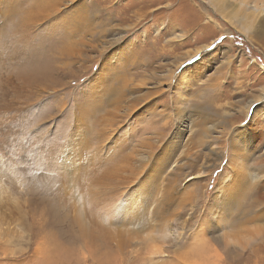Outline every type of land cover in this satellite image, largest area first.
Here are the masks:
<instances>
[{"label": "rangeland", "instance_id": "rangeland-1", "mask_svg": "<svg viewBox=\"0 0 264 264\" xmlns=\"http://www.w3.org/2000/svg\"><path fill=\"white\" fill-rule=\"evenodd\" d=\"M90 2L102 8H89L87 16L79 21H62L66 19L63 17L65 7L61 12L59 8L52 12V8L36 4L34 0H0V52L3 53L0 58V264H53L46 257L49 244H52L47 236L54 235L69 249V255L59 257L56 264H194L191 251L198 236L194 237L192 233L203 226L209 231L204 235L210 251L216 253V264H264V225L261 224L264 214L260 213L264 204L256 201L254 184L247 187L238 182L229 194L231 199L227 208L232 209L224 211L218 194L221 184L228 181H223L224 176L234 178L233 167L239 163L238 156L230 145L232 133L223 137L216 131L213 134L223 137L222 141L201 144L209 141L206 135L203 142L198 141L205 128L203 122L199 123L200 130L195 126L192 136L191 133L185 136L197 146H191V142L184 146L191 154L193 152L190 161L179 167L176 158L181 149L180 153L174 149L178 154L173 161L161 164V168L156 169L162 170L158 175L155 172L159 176L158 179L155 176V182L167 189L170 181L173 184L177 181L175 188L189 195L184 194L187 199H179L174 204V197L169 196L172 205L167 211L178 209L173 210L178 217L169 223L165 232L160 231L167 235L171 228V232L176 231L181 237L185 235L184 243L182 240L173 245L162 239L164 251L158 253L149 248L147 242L129 240L128 228L134 218H125L118 223L123 230L119 232L117 223L110 222L106 212L99 217L86 212L87 224L93 227L92 231L96 230L91 232L93 239L80 227L70 193L62 184L65 179L61 177L60 185L56 182L62 165L78 183L82 182L85 169L90 172L94 168L93 158L100 163L96 172H104V169L109 172L108 165L119 164L122 156L129 155L126 145L140 143L137 148H141L144 145L141 141L153 136L156 127L164 123L158 122L156 113L159 115L170 105L174 108L179 95L188 100V103L184 101L186 105L182 112L189 124L199 117L191 116L192 103L205 104L203 107L210 111V119L226 121L225 125L219 124L217 130L223 127L231 130L229 121H236L237 110L243 109L264 85V41L251 39L248 37L250 30L231 25L210 0ZM49 10L51 13H47ZM75 13L83 14L81 11ZM225 14L229 16L228 12ZM90 31L93 36L88 34ZM196 50L200 54L191 57ZM230 56L239 67L230 63ZM241 59L244 60L242 65ZM124 79L142 89L135 95L126 91L124 101L110 106L109 98L114 100L113 93L128 82L123 83ZM223 83L227 85L226 96H215L216 91L212 92L209 87ZM96 88H101V93H97ZM197 92H200L199 97ZM164 93L168 95L163 97L167 101L158 103L156 99ZM133 101L137 102L136 107L125 113ZM263 105L264 101L255 110ZM116 106L117 109L111 110ZM229 110H235L231 112L233 118L230 120ZM108 117L118 121L111 127L112 136L106 133ZM242 118L235 125H240L244 121ZM175 129L174 124L168 126L165 145L161 149L173 140ZM212 144L223 150L212 153L207 149ZM160 147L156 149L158 154ZM261 153L260 158L258 154ZM245 162H248V169L256 170L264 165V144ZM169 163L171 166L167 167ZM177 163L182 170H174ZM199 168L202 169L201 177L190 179ZM244 172L249 174V170ZM105 177L101 178L100 184L89 188L102 198H118L116 182ZM82 186L87 190L86 183ZM127 193L125 199L135 198L129 194V189ZM249 205L253 207L251 212ZM85 206L83 208L87 209L89 203ZM248 212L253 216L260 213V221L256 223L253 219L246 224L240 218H244L241 217L243 214L249 215ZM151 215L153 221L163 220L156 215L154 207ZM32 216L36 220L42 219L41 226L40 222L32 224ZM89 218L96 220L98 225ZM233 220H238L235 227L229 224ZM56 223L63 227L61 233L57 232ZM224 238L229 239L225 241ZM156 241L154 249L161 244L160 239ZM212 256L206 259L212 261Z\"/></svg>", "mask_w": 264, "mask_h": 264}, {"label": "bare ground", "instance_id": "bare-ground-1", "mask_svg": "<svg viewBox=\"0 0 264 264\" xmlns=\"http://www.w3.org/2000/svg\"><path fill=\"white\" fill-rule=\"evenodd\" d=\"M34 1H35L36 4L43 5L44 7L46 6V8H52V12H53V9L56 10V9L59 8L58 10L60 11V10L63 9V7H65V11L63 13V17H66V19L64 18V20H62V21H79L80 19H84L87 16V14L89 13L88 12L89 8H95L94 10H100V8H102V7H100L101 5L99 6V4H97V6H95L94 4L91 5L90 0H34ZM140 1H142V0H140ZM210 1H211L212 5L216 8L217 11H220L221 13H224L225 18L229 20V23L231 25L237 26L238 28H243V30H250V35L248 37H250L251 39L252 38H256V39H258L260 41H264V0H210ZM92 2L96 3V0H92ZM133 3H132V5H133ZM122 5L125 6L126 4H122ZM78 7L81 8V10H79ZM103 8H105V7L103 6ZM75 9H78V10H75ZM50 10L47 13H51ZM79 11H81L83 14L77 15V13H75V12H79ZM44 12H43V14L46 16V14ZM225 12H228L229 16L226 15ZM28 13L31 14V12H28ZM57 13H53V14L57 15ZM74 14H76V15H74ZM29 16H31V15H29ZM63 17L61 19H63ZM113 17H114V15H113ZM21 20H22V18H21ZM43 20H46V19H42V21ZM47 20H48V18H47ZM25 21H27V18L25 19ZM32 21H34V19ZM52 21H54V20H52ZM205 24H207V23H205ZM87 30L89 31V29H87ZM82 34L83 33H81V35ZM88 34L92 35L93 32L90 31ZM88 34H86V35H88ZM85 38H86V36H85ZM81 39H82V37H81ZM83 41H82V43H83ZM112 41H114V40H112ZM110 44H112V43H110ZM31 46H32V44H31ZM73 50H75V48ZM53 53H55V52H53ZM36 54H38V53H36ZM199 54H200V51L196 50L194 53H191L190 56L191 57H195L196 55H199ZM29 57H30V55H29ZM229 59H228V61H229ZM56 60H58V59H56ZM233 61L234 60L231 57L230 63H232V65H234L235 67H239V66H237L238 64H236L238 62L236 61L234 63ZM243 61L244 60H242V59L239 61L241 63L240 65H242ZM34 69H35V67H34ZM107 69H106V71H107ZM242 74L243 73H240V75H242ZM107 75H109V74H107ZM112 76L114 77V75H112ZM123 76H125V75H123ZM119 78H122V77L120 76ZM124 78L127 79V76L124 77ZM220 79L222 80V78H220ZM226 80H227V78H226ZM92 81H94V80H92ZM122 81H124L123 83H125L128 80L124 79ZM129 81L127 83H125L119 90H117L116 92L113 93L112 97L114 98V100L109 98L111 100L110 106L116 105L117 103H121L122 101H124V97L127 96L126 94H128V93H126V91H128L129 93L135 95L138 91H140L142 89L140 85H136L134 83H130ZM113 82H115V81L113 80ZM180 83H182V82H180ZM226 87H227V85L223 83L221 86H215L214 85L213 87H209V88H211L212 92L216 91L215 92V96H217V94L220 95V96H226V90H225ZM238 87H240V86H238ZM137 88H139V90H136ZM154 88H157V87H154ZM186 88H188V87H186ZM100 90H101V88L100 89L96 88V92L97 93H101ZM148 90H151V89H148ZM238 90H239V88H238ZM106 92H108V90H106ZM154 92L155 91H153V93ZM199 93H198V97H199ZM158 94H159V92H158ZM179 94H181V93H179ZM145 96L146 95H144V97ZM164 96H168V95L166 93H164L159 98L157 97L158 99H156V100L158 101V103H160L162 101L163 102L167 101V99L165 100V98H163ZM215 96H214V98H215ZM184 97L185 96H183V95L182 96L179 95V97H178L179 101H178V103L176 105H173L174 108L170 105V107H166L163 110V112H160V114L158 113L159 115H157V113H156L155 118L158 119V122L164 121V123H162V124L160 123V126L156 127V129H155V131L153 133V136L150 137V139H145L144 138L141 141L144 144L143 146H141V148H137V146L140 144V143H137V142H136L137 144L126 145V151L128 152L129 155L122 156L121 163H119V164H110V165H108L109 172L107 170H105V169H104V172H96V169L98 170L97 166L100 163L97 162L95 158H93L92 166L95 169L93 168L92 170L95 171L94 174L92 173V170L90 172H88L87 169H85V172L83 173L84 176L82 178V182L78 183V182H76V180H77L76 177H74V175L72 173L68 172L64 165H62L60 167V169L61 170L63 169L64 172H63V170L59 171V174L56 175V179H57L56 182H58L57 184H59V181H63V180H60L61 177L63 176L65 181L62 184L64 185V187L67 190V192L69 191L70 197H71V201L73 202V205L75 207V211L77 212L75 218H77V220H78V222L80 224V227L83 230L86 229L87 234L92 239L94 238V236L93 235L91 236V232L96 231V230L93 229V231H92L91 228H93V227H89V225L87 224L88 220L86 219V212L91 213L93 216L96 215V217H99V215H102L104 212H106L108 214V217H107L108 220L110 222L117 223V225L119 227V232H122L123 230H122V226L120 224H118V223H121L125 218H134L132 220V223H130V226L128 228L129 235L131 236V239H129V240L131 242H133L135 239H136L137 242H141V241L142 242H147V243H149V248H151L152 250H155L156 252L158 250V253L159 252L162 253L164 251L163 249H164L165 246H164V242L163 243L161 242L162 239H164L165 242H167L169 244H173V245L175 243H177V242H181L182 240H183L182 242L184 243L185 235H183V237H181V234H178L176 231L172 230L173 232H171V228L167 231V235L160 234V231H164L165 232V229H167L169 223L170 222H175V218L178 217L177 212L173 211L175 208H171L173 210H169V213H168L167 210L170 208V205H172L171 203L173 202V204H174L179 199L180 200L181 199L182 200L187 199L183 195L184 194L188 195V193L186 191H183V193H181L182 191H178V188L177 189L175 188V186H176L175 184L177 183V181H176V183L174 182V184H173V182L170 181V186H168L167 189L164 188L161 183H157V181L155 182V179L156 178L158 179V177H159V176L157 177L159 172L160 171L162 172V170L156 171V169L159 168V166L161 164H165L166 163L165 165H167L168 162L171 163L173 161V158H174L175 154L177 153V151L179 152L180 149H181L180 150L181 153L179 152L180 154H179V156L177 155L178 156L176 158L177 160L175 159L176 161H178L179 167L181 166V163L186 165L187 164L186 162L190 161V158H191L193 152L191 154L188 150H186L184 148V146L186 147L187 143L189 144V142H191L190 145L191 144L193 145L194 141H192V140L190 141L189 137L188 138L186 137V139H185V136H186L187 133L188 134L191 133L190 135L192 136V132L196 128L195 126H198L197 128L199 129V126H200L199 123H202V122L204 123V127L205 128H204V131L201 132V136L198 137V141L201 142L204 135H206V137L209 139V141L207 140L206 142L201 143V144H205V143L207 144V142H211V143L216 142L217 143L219 141H222V138L224 136H227V135L230 136V134L232 133V138H231L232 140H231V144L230 145H232V147H234V149H235L234 153H236L237 156H238V157L235 156L238 159L239 163H235L236 167H233V169L235 168L234 171H233L234 178H230V177L224 176V178H223L224 180L223 181H225L226 179H228V181L225 182V183L223 182L221 184V187H220L221 189H220V192L218 194L219 198L221 199V206L224 208V211L225 212H229L230 209H232V208H227V205L229 203V199H231L229 194L233 190V185H235L238 182H241L244 186H247L248 184L253 186V184H254V186L257 188V190H256V201L259 204H262V205L264 204V165H261L260 167L256 168V170L252 168L253 171H251L252 169H248L247 166H246V163H248V162H245L248 159H250L252 154L255 155L257 153V151L261 149V145L264 144L263 143L264 142V105L262 107L258 106L256 108V110H255V107L258 104H260V103H262L264 101L263 100V98H264V85L262 86L260 93L257 96H255V97H251L248 100V102L246 103V105H245V107L243 109L237 110V112L235 114L236 121L235 122L232 121V120H231L232 122L229 121L230 124L232 125L230 127L231 130H227V128H224L223 126H222L223 127L222 130H220V131L217 130V126H219V124H221V123L222 124L224 123V125H225L226 121L225 122H221L220 119L219 120L218 119H214L213 116H212L213 119H210V117H211L210 111L209 110L207 111V109H205L203 107V106H205V104H200L199 105L197 103H192L194 109L192 110L191 116H194V117L195 116H199V117H197L196 119L193 117L195 120L193 119V123L189 124L185 120V116L186 115H184V112H182L183 108L186 105L185 102L188 101ZM149 99H151V98H149ZM131 101L132 100H130V102ZM211 102L214 103V101H211ZM253 104H255L256 106H254ZM136 105H137V102L133 101L132 103H130L129 106L126 107L124 112L127 113V114L130 113V110H132V108L136 107ZM223 105L226 106V104H223ZM117 107L118 106L113 107L111 110L117 109ZM152 107L155 108V106H152ZM199 107H201L202 110ZM219 107L220 106L218 105V109H219ZM151 109H153V108H150V110ZM156 109H158V108H156ZM170 110H173V111L171 112ZM231 112H235V110L234 111H230L229 110L227 112L228 113L227 116L229 118L228 120L233 118L231 116V114H233V113H231ZM241 117H243L242 119L244 121H242V123L240 125H235V123L238 122ZM259 120H260V122H259ZM194 121H195V124H194ZM115 122H118L117 119L115 121V119H113L111 117L107 118V129H106L107 135H109V136L113 135L110 130H111V127L113 125H115L114 124ZM172 124H174L175 127H176V129H175L176 131L174 132V135H173L174 138H173V140L171 139L172 141L164 149H161L165 145V144L163 145V141H164L165 136H166L165 132L168 129V126L171 127ZM233 127L237 128V129H233ZM216 131H218L220 134H222L223 137L215 136L216 133L215 134H213V133L216 132ZM233 133H235V134L233 135ZM168 139H169V137H168ZM193 140H195V139H193ZM199 142H197V143H199ZM190 145H188V146H190ZM158 147H160V149H161L160 150L161 151L160 154H158L159 151L156 152V149ZM194 147L197 148L196 145ZM201 147H203V146H201ZM214 147H216L217 149L214 148ZM174 149L177 150L176 153L174 152L175 151ZM207 149L209 151H211L212 153L215 152V150H218V153L223 150V149L221 150L220 146H213V144H212V146L210 145V148L208 147ZM193 151L196 152V150H193ZM258 155L261 158L263 156V153L258 154ZM170 163L168 164L167 167H169ZM178 163H177V166L174 168V170H177L179 168L178 167ZM228 163H230V165H232V163L230 161ZM65 169H66V171H65ZM180 169L181 168H179V170ZM163 170L166 171V169H163ZM201 170L202 169H200L198 172H196V174L193 175L192 177H190V179H198V178H200L201 175H202V171ZM245 170H249V174L245 173L244 172ZM155 172H156L157 175L155 174ZM165 175L167 176L166 173H164V176ZM155 176H156V178H155ZM162 176H163V174H162ZM104 177L107 178V180H109L110 182H112V181L116 182L115 186H117V190H118L117 191V195L119 194L118 198H116V196H114V197L112 196L111 198L110 197L102 198L100 196H97L95 194V192L92 191L89 188L92 185L100 184L101 178H104ZM160 180H161V178H160ZM165 180H166V178H165ZM176 180H178V179L176 178ZM188 181H190V180H188ZM82 183H86L87 190L82 186ZM136 184H137V186L134 188V190H132L133 187ZM127 189H129V191H130L129 194L135 196V198H133L132 200H128V198L127 199L124 198L126 196V194H128L127 193ZM56 190H58V189L56 188ZM188 191H189V189H188ZM190 191H191V189H190ZM57 192H59V190ZM166 192H167V195L165 196ZM55 194H56V192H55ZM170 195H171V197H174V200H172V202H171V197H169ZM193 195H195V194H193ZM251 195L253 196V193ZM60 196H61V194H60ZM190 197H189V200H191ZM220 199H219V201H220ZM115 200L118 201L117 204H116ZM38 202L39 201H37V203ZM88 203H89L88 208L84 209L83 207L85 205H87ZM30 206H31V203H30ZM34 207H35V205H34ZM153 207L156 209V215L162 217V219H163L162 221H160V222L153 221L152 215H151V209ZM58 208H59V205H58ZM175 210H178V209H175ZM252 210H253V207H251V205H249L248 211L251 212ZM166 211H167V213H166ZM172 211L175 214H173ZM221 211H222V208H221ZM61 212H62V210H61ZM260 213L264 214V208H263L262 212H260ZM260 213H259V215L255 214L254 216L251 213H249V215L248 214H243L241 217H244V218H240V219H242L246 224L249 223L253 219H255V222L257 223L258 221H260L259 218H261L260 217ZM178 214H179V212H178ZM251 215H252V217H251ZM59 216H58V218H56L57 221L59 220ZM113 218H114V220H113ZM180 218H181V216H180ZM91 221H93V220H91ZM191 221L192 220H190V222ZM220 221H221V219H220ZM237 221L236 222L234 220L230 221V223H229L230 226L231 227L232 226L235 227L234 225L237 224ZM34 222H40V226H41L42 219L36 220V218L33 217L32 218V224ZM93 223L98 225L96 223V220L93 221ZM93 223H91V224L94 225ZM58 224L59 223H56L55 227L59 229V230L57 229V232L61 233V231H62L61 228H63V227H60V225L58 226ZM261 224H262V226L264 225V219L261 221ZM65 225H62V226H65ZM198 226H202V224L201 225L198 224ZM203 227H202V229H200L198 231H194L192 233V234H194L193 235L194 237H196V236H198V237L196 238L195 242L192 244V245H194L193 251H191L192 254L189 253V251H188V254H191L192 257L195 258V259H192L194 264H216V259H215L216 257L214 258V256H216L215 255L216 253L212 254L213 252L210 251V248H209V245H208V240L205 239V235H204L205 232H206V235H207V233L209 231L206 228H203ZM66 229L70 230V228H66ZM256 233H257V231H256ZM259 234H261V232ZM230 236L231 235H229V237ZM249 237H251V236H249ZM54 238H55V235L53 237L47 236L48 240H52L51 241L52 244H49L50 251H49V253H48L47 257H46V260L49 263L56 264L59 257L66 258L69 255V249H68L67 245H65L60 238H55V239ZM159 239H160L161 244H158L159 247L154 249L155 244L157 242L156 240H159ZM224 239H226L225 241H227V239H229V238H224ZM227 244H228V242H227ZM210 256L213 257V260L211 259L212 261L206 259V258H208Z\"/></svg>", "mask_w": 264, "mask_h": 264}, {"label": "snow or ice", "instance_id": "snow-or-ice-1", "mask_svg": "<svg viewBox=\"0 0 264 264\" xmlns=\"http://www.w3.org/2000/svg\"><path fill=\"white\" fill-rule=\"evenodd\" d=\"M0 58H3V53L2 52H0ZM190 63H191V61H190Z\"/></svg>", "mask_w": 264, "mask_h": 264}]
</instances>
